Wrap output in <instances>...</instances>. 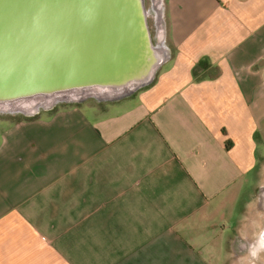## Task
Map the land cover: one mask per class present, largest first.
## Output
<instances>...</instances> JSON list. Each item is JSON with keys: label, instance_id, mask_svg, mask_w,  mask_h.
I'll return each mask as SVG.
<instances>
[{"label": "crops", "instance_id": "1", "mask_svg": "<svg viewBox=\"0 0 264 264\" xmlns=\"http://www.w3.org/2000/svg\"><path fill=\"white\" fill-rule=\"evenodd\" d=\"M145 6L151 85L0 133V264H264V0Z\"/></svg>", "mask_w": 264, "mask_h": 264}, {"label": "water", "instance_id": "2", "mask_svg": "<svg viewBox=\"0 0 264 264\" xmlns=\"http://www.w3.org/2000/svg\"><path fill=\"white\" fill-rule=\"evenodd\" d=\"M167 58L145 0H0V112L118 101L151 85Z\"/></svg>", "mask_w": 264, "mask_h": 264}, {"label": "rangeland", "instance_id": "3", "mask_svg": "<svg viewBox=\"0 0 264 264\" xmlns=\"http://www.w3.org/2000/svg\"><path fill=\"white\" fill-rule=\"evenodd\" d=\"M146 2V0H145ZM87 102H99L93 98H89ZM104 102V101H103ZM100 101V103H103ZM66 104H57L53 107V109H58V108H63L65 107ZM69 105V104H68ZM37 114L36 116H38ZM35 116V117H36ZM24 117H28L23 115L22 113H10V112H0V133L10 124V123H15L18 121H21ZM259 146H258V154L263 156V161H262V166H263V180H264V126L261 130L260 136H259Z\"/></svg>", "mask_w": 264, "mask_h": 264}, {"label": "clouds", "instance_id": "4", "mask_svg": "<svg viewBox=\"0 0 264 264\" xmlns=\"http://www.w3.org/2000/svg\"><path fill=\"white\" fill-rule=\"evenodd\" d=\"M261 251H264V245H262L260 248H258L256 251L251 252L250 254L254 258H258L260 256Z\"/></svg>", "mask_w": 264, "mask_h": 264}, {"label": "trees", "instance_id": "5", "mask_svg": "<svg viewBox=\"0 0 264 264\" xmlns=\"http://www.w3.org/2000/svg\"><path fill=\"white\" fill-rule=\"evenodd\" d=\"M66 106H69L68 104L65 105ZM26 119H29L28 117H24L22 120H26Z\"/></svg>", "mask_w": 264, "mask_h": 264}, {"label": "flooded vegetation", "instance_id": "6", "mask_svg": "<svg viewBox=\"0 0 264 264\" xmlns=\"http://www.w3.org/2000/svg\"><path fill=\"white\" fill-rule=\"evenodd\" d=\"M262 191L264 192V189Z\"/></svg>", "mask_w": 264, "mask_h": 264}]
</instances>
